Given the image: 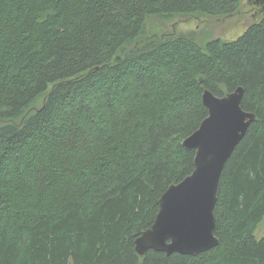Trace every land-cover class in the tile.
<instances>
[{"label":"trees","instance_id":"16d2710c","mask_svg":"<svg viewBox=\"0 0 264 264\" xmlns=\"http://www.w3.org/2000/svg\"><path fill=\"white\" fill-rule=\"evenodd\" d=\"M245 9L246 0H0V264H264V12L235 39L204 46L192 33L146 31L152 16ZM238 86L255 119L220 173L218 244L138 255L160 195L194 168L182 141L208 114L202 93Z\"/></svg>","mask_w":264,"mask_h":264},{"label":"water","instance_id":"95a60500","mask_svg":"<svg viewBox=\"0 0 264 264\" xmlns=\"http://www.w3.org/2000/svg\"><path fill=\"white\" fill-rule=\"evenodd\" d=\"M252 17L264 12V0H246ZM243 87L222 96L209 90L202 93L207 116L183 141L194 150V168L178 183L160 195L152 225L135 239V250L142 256L149 250L195 255L218 244L214 234V207L220 173L232 151L255 119L241 108Z\"/></svg>","mask_w":264,"mask_h":264},{"label":"rangeland","instance_id":"374dc122","mask_svg":"<svg viewBox=\"0 0 264 264\" xmlns=\"http://www.w3.org/2000/svg\"><path fill=\"white\" fill-rule=\"evenodd\" d=\"M251 11H243L240 15L226 17H207L198 13L187 15L176 14L168 19L152 16L147 19V34L161 33H192L195 41L204 46L212 39L233 40L238 37L250 22ZM252 18V17H251ZM40 104V100L37 101ZM36 104V102H35ZM256 238L264 236V221L255 231Z\"/></svg>","mask_w":264,"mask_h":264}]
</instances>
